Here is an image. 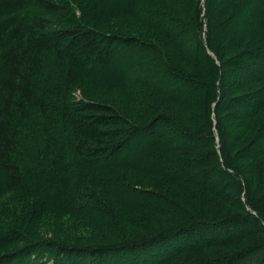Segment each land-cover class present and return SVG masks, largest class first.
<instances>
[{
	"label": "trees",
	"instance_id": "obj_1",
	"mask_svg": "<svg viewBox=\"0 0 264 264\" xmlns=\"http://www.w3.org/2000/svg\"><path fill=\"white\" fill-rule=\"evenodd\" d=\"M92 1L98 6L95 15L100 21L128 13L135 15L137 24L145 23L153 27L154 13L160 12L156 10L152 13L150 8H145L137 14L138 10L132 9L133 0ZM156 1L160 0H154V3ZM169 1L185 16L184 23L189 25L188 37L185 38L186 34L179 36L171 33V42L178 56L185 59L188 57L186 54L191 52L189 63H192L191 59L194 61L191 65L197 73L189 74L190 77L171 69L169 54L164 48L147 43L134 34H105L95 26L88 25L84 17L79 18L70 4L68 7L67 3L60 5L49 0H0V190L18 192L33 201L40 199L39 206H44L34 208L25 218V224L18 227L22 232L8 228L4 242L13 238L22 242L30 240L27 235L28 227L34 228L45 210L57 213L56 216L59 217L66 214L87 218H90L88 215L97 216L106 220L108 226V220L109 223L114 221L112 206L132 205L140 215H144L146 210L160 209L156 212L161 215L155 216L154 220L146 216H134L132 219L136 222H131L138 226L135 229L153 227L156 223L159 230H151L145 236H141L139 230H131L134 237H129L128 240L122 234L125 230L113 231L104 239L112 242L105 245L67 247L54 242L45 244L55 245L59 253L62 250L69 258L82 257L81 261L73 264H83V257L88 258V262L92 264H119L126 257H131L134 264H172L174 261L184 264L185 258L182 256L189 255V260L192 254L201 253L206 245V248H210L239 243L246 236L252 235L247 232L260 227L257 213L254 215L252 212H247L248 218L242 216L226 221L225 218L204 212L193 213L195 211L192 208L191 211L170 202L167 206L171 209L162 210V202L155 200L152 191L137 189V184L146 187L150 185V181L139 172L133 174L132 170L149 172L151 168L141 165L139 157L142 151L136 152L130 146L131 140L139 136L142 140H149L158 134L161 137L160 130L152 127L153 122L146 127L138 124L106 100L98 101L99 97L91 84L82 81L88 64H95L104 80H108L105 67L116 65L124 70L137 62L146 61L150 62V73L140 77V85H152L174 98L182 93L192 94L194 90L198 93L211 90L212 99L207 114L209 123L203 128L209 137L192 135L178 120L160 116V124L168 123L173 129L175 146L183 147L178 153L184 158V163L181 164L180 171V168L173 169L171 165L168 166L170 162L166 158L163 160L164 164H159V169H154V173L164 179L170 178L169 176L182 179L189 172L201 174L202 178L194 177L196 179L190 181L187 175L185 182L207 189L204 184H197V178L202 179L208 189L214 190L213 194L217 195L220 191L211 188L212 181L206 179L212 170L206 166L217 164L215 166L220 169L221 179L226 171L225 166L230 175V170H233V179L240 194L244 190L245 195L252 200L250 193L254 190L247 181L242 183V173L235 164L237 158L230 148L233 150L234 139L240 142L244 135L256 130L250 124L249 115L253 117L264 110V100H260L264 96V67H261L264 44L257 46V49L253 48L254 38L259 35L260 28L264 27V10L254 12L251 8L253 0ZM81 9L84 16L88 15L87 6L83 5ZM46 14L56 15L54 26L50 27ZM164 34L170 36L168 30ZM238 48H243L238 57L248 55L251 59H256L255 66L252 67H256L257 71L252 74V78L243 79L245 83L236 81L237 75L234 72L236 73L238 62L236 64L227 58V55ZM156 77L163 82V87L151 82ZM250 86H259V90L253 106L256 110L251 114L249 109H244L249 120L245 129L242 130L239 126L244 124L242 118L245 116L240 115L238 118V111L231 117V121H227L223 114L214 110L215 117L212 120L211 107L218 109V106H226L223 99L227 98V91L246 90ZM64 87H67L65 93ZM74 87L76 89L71 97L70 92ZM80 87L83 89L82 98L73 100L74 93ZM263 129L264 125L259 133L261 137L264 134ZM210 143L216 146L213 158L210 155L209 158L206 156L199 159V150L196 149L193 157L181 153L183 149L190 150V146L194 149L197 144L202 145L203 149L206 147L207 152ZM169 171L171 173L168 175ZM49 176L54 179L53 186L38 196ZM253 205L259 206V216L264 217V202L259 203L255 199ZM195 209L200 211L197 207ZM139 220L141 224L138 223ZM248 221H253V224L249 225ZM212 223L222 225L223 231L218 232V236L201 238L215 229ZM114 224L116 223L113 222L112 225ZM149 229L151 228H146ZM172 240L176 241L177 246L162 252L161 247ZM263 244L264 241H256L245 252L229 256L225 261L198 264H258L261 256L256 259L254 251ZM150 250L156 251L157 256L149 258L146 251ZM14 254L17 253L12 255ZM137 255L143 258H136ZM9 256L11 255L6 252L0 253V264H10ZM19 264L24 263L21 260Z\"/></svg>",
	"mask_w": 264,
	"mask_h": 264
},
{
	"label": "rangeland",
	"instance_id": "obj_2",
	"mask_svg": "<svg viewBox=\"0 0 264 264\" xmlns=\"http://www.w3.org/2000/svg\"><path fill=\"white\" fill-rule=\"evenodd\" d=\"M49 1H53L56 4L60 5H64L65 3H67L68 7L70 4L72 11H75L79 18L84 17L88 25L95 26L99 31L105 34L113 35L119 33L122 36L134 34L147 43H152L158 48H164L169 54V63H171V69H173L174 72L180 75L182 74L190 77L189 74L197 73V70L194 69V67L191 65L194 61L191 59L192 63H189V54L191 52L189 54H186L188 57H186L185 60L181 56H178L176 49L173 47V44L171 42V37H173L171 33H176L179 36L180 34H186V38L189 36L188 33L190 32V30L188 29L189 25L184 23L185 16H182V13L175 9L170 4L169 0H160L156 1L155 3L154 0H133L134 6L132 9L136 8L138 10L136 12L137 14L141 13L143 11L142 9L145 8H150V11L152 13L156 10L160 11L158 13H154L152 23L154 24L153 27L147 26L145 23L137 24L135 15L131 16L128 13H125L117 18H104L102 19V21H100L96 18L95 15V9H98V6L95 5L92 0ZM251 4V8H253L254 12L261 9L264 10V0H253ZM83 5L87 6L88 15L84 16V14H82L83 12L81 6ZM249 13L251 14V12ZM46 16L49 20L50 27L54 26L57 20L56 15L46 14ZM171 26H174L175 29ZM169 28H171L172 30ZM260 29L261 30L259 32V35H255L257 37L254 38L253 41L254 49H257V46L260 45L261 47V45L264 44V27ZM166 30L169 31L170 36H166L164 34ZM242 49L243 48H238L236 51L231 52L230 55H227V58H229L228 61L232 60L236 64L238 62V71L236 69V73L234 72V74L237 75L236 81L250 79L252 78V74L256 73L255 71H257L256 67H252L255 66L254 62L256 61V59H251L248 55H239V57L237 56L242 51ZM262 50H264V48H262ZM261 54L264 56V52H261ZM261 61L262 64H260L263 68L264 57ZM149 64L150 62L146 61L137 62L136 65L132 66L131 68L129 67L128 69H126L125 67L124 70L119 69L116 65L107 66L105 67V73L109 77L108 80H104L105 78L102 77V74L97 71V67L95 64H92L90 66L88 64L86 67L87 70L82 78L83 82L90 83L94 88L95 93L99 97L98 101L106 100L110 104L116 106L122 112V114H125L126 116L132 118L138 124L144 127L153 122V124L151 123L152 127L159 129L161 132V137L158 134L157 137H152L149 140H142V137L139 136L133 138L130 142V146L133 150H135L136 152L142 151L141 156L139 157L141 165L144 167L149 166L151 168L149 172L132 170L133 174L139 172L141 176H145L146 179L150 181V185L148 184L149 186L146 187H144V185L141 187L137 184V189L141 191H143L144 189L152 191L153 195L155 196V200L157 202H162V210H170L171 208H168L167 206L170 202V204L172 203L176 206L180 205V207L182 208L187 207L190 210L192 208L193 211H195L193 213L203 214L204 212V214L208 213L209 215H216L225 218L226 221H231L230 219L232 218H241L242 216H244V218H248L247 212H252V214L254 215L257 213V217L260 221L259 223V221L257 220L260 227L255 228V231L247 232L251 233L252 235L248 237L246 236L239 243L236 242L228 246L220 245L218 247L210 248H206V245L205 247H203L205 249H202L201 253L192 254L189 260V255H185L186 257L182 256L183 258H185L184 264H198L205 262L216 263L220 260L225 261V258L227 259L229 256H233L234 254L239 252H245V250L248 247H251L256 241L260 240L263 242L264 217L259 216V206L253 205V200L257 199L259 203L264 202V154H261L264 153V134L262 137L259 134L261 128L264 125V110L260 111V113L256 116L252 117V115H249V120H251L250 124L252 123V128L256 127V130L249 132L247 135H244L241 138L242 140L240 142L237 141L238 139H234V144H232L233 150L232 147L230 148L232 154L237 158L235 164L242 173V183L245 184L247 181L251 188L254 190L252 193H250L252 194V200L249 198V196L245 195L244 190L242 192V195L240 194L239 189L235 184L236 181H234L233 179V170H230L232 174L230 175L228 168L224 166L226 171L223 175L224 177L221 179L219 175L220 169L219 167L215 166L217 164H209L206 166L212 169L209 171L210 174L206 179L207 181H212L213 186L211 188L220 191L217 192V195L213 194L215 193L214 190L208 189L202 179L197 178V181H199L197 184H204L207 189H205L201 185H195L191 182H185V176L187 175H189V178L187 177L188 181L196 179L194 177L202 178L201 174L198 173L188 171L189 173L183 176L184 178L182 177V179L173 178V176H169L170 178H167L168 180L164 179V177L154 173V169H159V164H164L165 161L163 160L167 158L166 160H169L170 162L168 166L171 165L173 169L180 168L181 171V164L184 163V158L179 155L180 153H178L179 149H182L183 147L175 146V142H173L175 141L173 137L176 139L175 135L172 134L173 129L168 123H166V125L163 123L160 124V116H169L178 120L180 124L192 135L196 134L199 137H209L203 128L209 123L207 114L208 109H210V99H212V97L211 90L201 93H198L194 90V93L192 94L180 93V96L174 98L172 96H169V94L165 91L155 88L152 85H140V77H143L144 75L146 76L148 75V73H150ZM236 66L237 65H235V68ZM121 70L123 72L119 73ZM155 76H157V73ZM110 78H113V80H110ZM151 82L159 85L160 87H163V82H161L159 77L153 78ZM243 82L245 83V81ZM252 82H254V79H252ZM66 88L67 87H64V93ZM247 88L248 89L246 90L239 89L234 91L230 90L229 92L227 91V98L223 99V102L226 104V106H218V109L213 108V106L211 107V110L213 112L212 120H214L215 117L214 110H216L218 114H223V116L225 117L224 120L228 119L227 121H231V117H233L234 114L238 111L239 113H241H237L238 118H240V115L245 116L242 118L244 124L242 123V126L239 125L242 130L245 129L244 127L248 125L249 120L246 118L247 114L244 113L246 112V110L244 109H249L251 114L256 110V108H254L253 106L255 104L254 100L256 99L255 96L258 94L257 91L259 90V86H256L255 88L250 86ZM75 89L76 87L72 88L70 95L74 92ZM182 89L183 87L180 88L177 93ZM82 90V87H80V90H77L74 93L75 98L73 100H79L82 98ZM66 94L69 95V93ZM224 95H226V93ZM260 100H264V96H262ZM259 108L258 110H262ZM205 110L207 111L204 112ZM203 113H205L204 118L202 116ZM257 128L258 133H256ZM217 141L218 137H216V146ZM209 146L210 147L206 149L207 152H205L206 147L203 149L202 145L200 146L197 144L195 145L194 149L190 146V150L183 149L184 151L182 150L181 153L183 155L185 154L193 157V154H195L193 152L196 149L199 150V155H197L199 159H203L206 156H208L209 158L210 155V158H213V151L216 146H213L211 143L209 144ZM179 156L181 158H179ZM212 161L216 160L212 159ZM194 164L197 165V163ZM170 173V171L167 172L168 175ZM53 182V178H51L50 176L47 177L45 179L43 188L39 191L40 193L38 196H41V194L49 191L51 186H53ZM183 187L184 190H181V188ZM39 200L40 199H38L37 201H33L30 197H23L22 194L18 192H7L4 190H0V242L2 243V246L0 247V253L6 252L7 255H11L9 256L11 261L10 264H19L21 260L24 264H73L75 261H81L82 257L69 258L62 250H60L62 253H59L55 245L49 246L45 243L54 242L67 247L73 245H105L112 242L104 241V239L107 238V235L110 236L109 233H112L113 231L123 232L125 230L122 234L124 235L125 240H128L129 237H134V234L131 230H139V232L142 234L141 236H145V234L151 232V230H159V226L156 223L153 224V227L144 226V228L140 227L138 229H135L138 226L132 224L131 222H136V220L132 219L134 216H137L139 218H143L144 216H146V218L153 219L155 216L161 215L160 213L156 212L160 211V209H154L152 211L146 210V212L143 213L144 215H140V212L136 211V208L131 204V206L128 207L127 205H114L111 207V210L113 212L112 214L114 215V221H111L109 223L108 220V226L106 220L101 219L97 216L88 215V217L90 218H87L84 216L77 217L74 215L71 216L66 214L59 217L56 216L57 213L45 210L43 213H41L42 217H40V222L32 229L28 227L27 235L30 236V240L22 242L17 238H9L11 240L4 242L5 240L3 239L5 238V235H7L5 233L9 231L8 228H14L16 232H22V230L18 227H20V225L25 222V218L28 217L30 213H32L31 211H33L34 208L38 209L44 207L39 206ZM109 201L110 200H108V202ZM109 203L112 204V202ZM73 204H75V202H73ZM192 206L199 208L200 211L195 209V207L193 208ZM120 216L124 217V220H122V217ZM52 218H54L53 221ZM113 222L116 224L112 225ZM248 222H250L249 225L253 224V221ZM138 223L141 224L140 220L138 221ZM143 223L144 222H142V225ZM175 224L177 223H174V225ZM212 224H214L215 229L212 230L211 234L206 233L205 236L202 235V237L198 234V237H212V235L218 236V232L223 231L222 225L221 227L217 223ZM146 228L151 229L146 230ZM193 230V232H196V229ZM175 244V240L167 242L161 247V251L167 252L168 250L175 248V246H177V244ZM259 247L261 249H255L256 251L254 252L256 254H254V257L256 256L257 259L258 256H261L258 264H264V244L260 245ZM13 253H17L16 255L14 254L15 256H17L16 258L14 257V255H12ZM146 255L149 256V258H153L157 256V252L153 250H150L149 252L146 251ZM140 256L141 255H137L136 258H143ZM82 261L83 264H92L88 262L89 259L86 257H83ZM177 262L178 261H174L172 262V264H177ZM121 263L134 264V262L131 261V257L121 259L119 264ZM96 264L99 263L97 262ZM137 264L141 263L138 262ZM142 264L146 263L143 262Z\"/></svg>",
	"mask_w": 264,
	"mask_h": 264
}]
</instances>
